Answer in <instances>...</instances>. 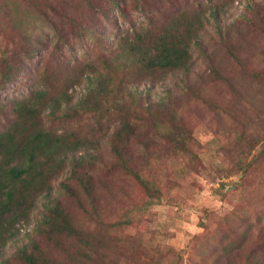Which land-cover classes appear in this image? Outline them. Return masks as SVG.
I'll list each match as a JSON object with an SVG mask.
<instances>
[{
    "label": "trees",
    "instance_id": "obj_1",
    "mask_svg": "<svg viewBox=\"0 0 264 264\" xmlns=\"http://www.w3.org/2000/svg\"><path fill=\"white\" fill-rule=\"evenodd\" d=\"M120 1L108 0L119 9L118 18L125 23L116 26V37H110L107 46L98 20L65 12L74 5L73 0L40 8L43 19L57 33L53 51L43 54L44 42L34 34L30 18L40 1L0 0V90L22 77L26 87L19 97L0 95V264H159L167 255L152 240L147 244L140 237L145 212L172 194L158 172L161 167L135 155L136 141L150 149L137 138L138 128L148 124L162 133L164 141L184 151L192 171H204L199 156L203 147L193 135L191 122L180 123L184 117L175 107L177 101L167 102L168 89L164 99L154 103L153 98L156 86L172 75L180 77L178 91L194 85L195 49L202 51L215 82L235 83L233 74L239 69L231 67L228 75L223 73L204 36L212 33V45L223 47L241 65V56L234 52L221 23L235 0H186L180 7L170 0L172 10L168 4L155 12L148 10L149 0H130L129 6ZM130 8L142 14L140 21H132ZM66 20L71 22L69 27L63 26ZM261 20L264 30V15ZM71 35L89 36L96 42L91 59L76 55L74 64L70 63ZM36 55L43 59L32 68L30 62ZM96 67L104 80L95 82ZM254 72L264 83V67ZM83 82L87 92L74 106L69 90ZM122 96L130 98L131 110H121L128 116L112 128L105 124L106 110L113 107L119 113V107L124 109L118 98ZM92 98L105 110L91 107ZM112 98L116 102H111ZM57 112L61 114L56 116ZM242 116L245 122L241 124L239 120H215L219 123L215 142L224 151L221 161L211 166L215 176H251L262 168L264 137L255 135L256 127L246 124L257 116ZM49 117L62 118V130L49 128ZM84 120L91 121L89 130H83ZM170 124L173 127H168ZM106 155L109 160L103 169L121 170L125 175L117 182L112 174L104 179L91 171L95 160L105 161ZM61 177L54 188V181ZM101 183L106 195L111 188L115 191L112 209L102 204ZM133 211L138 215L133 216ZM83 215L89 222L82 221ZM34 216L38 217L35 232L11 258L4 257L7 247L19 238V225L29 224ZM222 264H264V225L254 230L252 239L240 242Z\"/></svg>",
    "mask_w": 264,
    "mask_h": 264
},
{
    "label": "rangeland",
    "instance_id": "obj_2",
    "mask_svg": "<svg viewBox=\"0 0 264 264\" xmlns=\"http://www.w3.org/2000/svg\"><path fill=\"white\" fill-rule=\"evenodd\" d=\"M39 7L32 10L31 17L34 24V34L44 42L41 53L50 54L53 45L56 42L57 33L54 27L49 25L42 17L41 10L48 9L50 3L61 2V0H37ZM130 5V0H121ZM74 5H69L65 12L78 18L92 16L99 21V25L104 29L103 41L106 46L109 38H115L118 24L125 22L118 18L119 9L112 6L108 0H73ZM150 8L148 10L155 12L158 7H164L169 4V10H172L170 0H149ZM175 5L179 7L186 0H174ZM263 0H235L229 7L222 19V25L229 34V42L234 47V52L241 56V65L235 63L231 55H228L223 47L212 45L214 39H210V34L204 36L211 46L210 51H215L213 57L217 64L223 69V73H229L230 68L239 69L234 76L235 83L227 85L217 83L209 74L211 71L208 62L201 50L195 49L197 67L194 72V85L185 86L177 90L179 84L178 76H171L167 82L156 86L153 102L165 98V91L168 89L170 97L167 102L176 100V109L183 114L184 121L180 123L184 126L190 124L194 126L193 135L202 145L199 156L205 163L204 171L196 173L191 170V160L184 156L183 150H178L161 138L162 133L155 132L148 124L138 128V137L144 141V144L150 148L147 150L140 142L136 141L135 155L137 158L152 164H158L159 174L168 182L169 193L172 195L163 199L162 203L152 205L145 212L141 225L139 227L140 237L150 244L152 240L160 250L167 253L159 264H222L227 256L233 253L234 249L240 246V242L249 241L254 237V230L264 225V156L261 159L260 166L255 175L236 176L230 175L223 178L215 176L212 172V165L221 161L224 151L219 149L215 140L218 139L217 130L219 123L215 120L226 119L230 122L239 120L241 124L244 121L242 115L257 116V119L246 121L251 127H256L253 131L255 135L264 137V83L259 82L255 75V70L264 67V30L262 28V15H264ZM217 3H219L217 1ZM132 21H140L141 13L136 9L129 10ZM71 22L66 20L64 27H69ZM69 28L65 29L67 32ZM98 31V30H95ZM85 34V33H83ZM76 37L70 36L67 56L71 64H74L76 55L86 57V60L96 53V42L89 36ZM250 42V43H247ZM251 48V49H249ZM65 57V55H64ZM72 57V59L70 58ZM43 57L36 55L30 62L33 68ZM94 76L95 82L104 80L102 71L96 67ZM27 73H24L26 75ZM199 74H202L199 75ZM24 78L9 82L0 90L3 98L19 97L25 93ZM177 91H174V90ZM87 89L85 82L82 85L74 84L69 90L72 97L71 104L77 105ZM93 93V92H92ZM91 93V94H92ZM123 94V93H122ZM119 103L122 101L124 109L119 107L120 111L112 107L106 110L105 124L118 126L121 120H125L128 112L131 110L132 103L129 97H118ZM170 98V99H169ZM91 107H96L104 111L105 108L98 104L96 98H92ZM111 102H116L112 98ZM126 107V109H125ZM121 110H124L122 112ZM61 112H57L56 116ZM48 117V116H47ZM52 118H46V124L52 129L62 130L64 126L63 119L58 117L52 122ZM258 120V122H256ZM189 122V123H186ZM245 122V121H244ZM90 122L84 120L83 130H89ZM168 127H173L172 124ZM166 129V128H165ZM97 130L94 132L96 133ZM98 134V133H97ZM233 131H230V135ZM133 136V134H131ZM137 140V139H136ZM175 145V144H174ZM206 147V148H205ZM205 148V150H204ZM97 152V151H95ZM109 160L105 156V161L95 160L93 170L96 176L101 175L104 179L110 178L112 174L114 182L118 178L125 176L119 172H111L103 169L104 162ZM143 166H145L143 164ZM97 176V177H98ZM216 177V179H211ZM60 179L54 181V188L59 185ZM99 178V177H98ZM125 179V178H124ZM102 180V179H101ZM103 183V181H102ZM98 187L100 199L106 208H113L115 191L111 188L110 194L106 195L103 191V184ZM116 184V183H114ZM131 188H137L134 183H127ZM224 189H220L221 186ZM55 195V194H54ZM109 201V202H108ZM41 206V201H40ZM39 213L37 210L36 214ZM132 215H138L133 211ZM83 222L89 220L83 215ZM38 224V217H33L32 221L21 223L19 225L20 235L15 244L7 247L4 257L11 258L16 248L26 242ZM249 237V239H248ZM147 261V260H146Z\"/></svg>",
    "mask_w": 264,
    "mask_h": 264
}]
</instances>
